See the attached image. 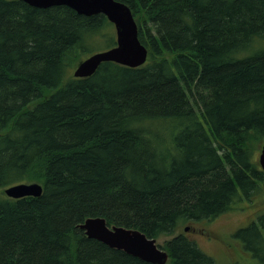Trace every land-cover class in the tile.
Returning a JSON list of instances; mask_svg holds the SVG:
<instances>
[{
    "label": "trees",
    "instance_id": "1",
    "mask_svg": "<svg viewBox=\"0 0 264 264\" xmlns=\"http://www.w3.org/2000/svg\"><path fill=\"white\" fill-rule=\"evenodd\" d=\"M120 1L147 61L75 77L116 44L113 23L0 0V264H152L79 225L172 235L264 186V0ZM32 181L40 196L4 191ZM235 237L240 263L264 264V213ZM160 246L167 264H219L184 233Z\"/></svg>",
    "mask_w": 264,
    "mask_h": 264
},
{
    "label": "water",
    "instance_id": "2",
    "mask_svg": "<svg viewBox=\"0 0 264 264\" xmlns=\"http://www.w3.org/2000/svg\"><path fill=\"white\" fill-rule=\"evenodd\" d=\"M36 7L67 5L78 13L93 15L102 13L114 25L116 44L110 48L93 52L81 60L74 68L75 77L92 75L104 61H115L130 67L143 65L148 58V48L138 36V24L131 7L120 0H23ZM258 162L264 170V143L261 144ZM10 198L40 196L43 184L37 181L20 182L4 189ZM87 236L96 238L113 248L139 257L152 264H167L170 254L157 243V238L149 237L139 229L121 225H110L100 216H91L79 225ZM187 226L185 230H188Z\"/></svg>",
    "mask_w": 264,
    "mask_h": 264
},
{
    "label": "rangeland",
    "instance_id": "3",
    "mask_svg": "<svg viewBox=\"0 0 264 264\" xmlns=\"http://www.w3.org/2000/svg\"><path fill=\"white\" fill-rule=\"evenodd\" d=\"M113 29L115 30L114 26ZM105 45V42H101L97 47ZM262 213H264V186L251 198L239 200L232 209L212 219L186 223L174 234L184 233L187 238L213 256L219 264H254L255 259L240 263L249 256V253L243 242L235 237V233L240 227L256 220ZM187 226L189 229L185 230ZM174 234L157 237V243L165 245L166 240Z\"/></svg>",
    "mask_w": 264,
    "mask_h": 264
}]
</instances>
